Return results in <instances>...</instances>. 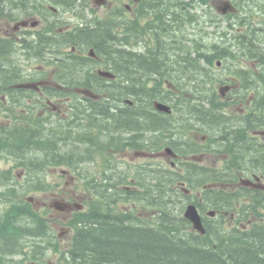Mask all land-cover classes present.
<instances>
[{
	"label": "trees",
	"instance_id": "1",
	"mask_svg": "<svg viewBox=\"0 0 264 264\" xmlns=\"http://www.w3.org/2000/svg\"><path fill=\"white\" fill-rule=\"evenodd\" d=\"M189 1L181 3L177 0L172 13L166 12L169 5L162 4L157 10L151 7L156 17L150 16L143 21L126 22L123 11L116 10L118 17L108 14L102 19L89 20L83 26L78 23L75 30L63 38H47L48 44H43L49 51L47 63L54 67L53 75L63 87H51L50 97L72 98V105L64 125L50 129L48 137L30 140L28 131L0 129V160L13 162L8 171L0 173V264H264V196H253L248 206V212L258 225L224 227L211 225V220L207 219L204 221L206 233L202 236L194 232L182 216L185 204L191 202L192 196L185 195L177 185L184 183L188 190L196 191L218 184L221 177L216 173L211 174L195 163H181L182 170L177 172L148 163L134 168L118 164L111 158L110 161L101 159L95 174L88 167L95 158L93 149L103 153L107 148L125 147L122 135L125 131L135 130L132 125H127V120L137 118L127 111L152 109L151 98L171 103L173 109L180 112L181 119L190 116L194 123L201 122L205 77L216 60L233 57L230 53L223 54L224 50L219 48L221 41L213 43L209 41V35L185 39L182 35L184 25L198 24L196 15L190 11L207 6V0ZM233 1L240 6L239 28L244 30L246 37L251 36L253 13L245 7L254 4L253 0ZM78 3L68 1L64 8L81 19L77 9L82 11L89 3ZM146 8L142 7L141 14ZM218 24L217 19L209 15L206 25L218 28ZM141 42H144L143 51L139 53L136 48ZM22 47L36 51L40 45L35 42L30 47L28 44ZM90 48L102 66L116 76L115 80L100 79L91 73L98 62L84 56ZM9 53L6 43H0V57ZM11 66L0 68V79L6 80L5 85L14 83L8 81L10 79H18ZM258 78L264 80V71L259 72ZM168 83L174 91H170ZM77 87L90 89L99 95V99L84 97L80 101L73 91ZM261 94L259 91L258 110L262 112L259 116L264 117ZM125 99L132 100L134 106L124 104ZM111 110L120 113L109 115ZM91 111L104 113L94 115ZM97 116L113 121L96 122ZM24 121L26 123V119ZM168 122L163 116L159 128L162 147L172 146L168 140L172 126ZM150 132L145 130V148L153 150L147 143L152 135ZM92 143L99 146H89ZM39 146L48 147L47 161H39L33 156ZM174 150L181 156H189L202 152L203 148L199 144L185 143ZM31 160L38 163H31ZM51 166L66 167L78 176V186L88 193L85 201L88 209L74 212L68 220L71 235L66 246H61L56 238L27 246L30 238H53L46 233L31 234L49 224L30 203L22 200L28 193L54 188L39 176L42 168ZM16 168L25 169L27 177H23V182L12 175ZM124 185L138 190L127 191L122 188ZM221 196L218 189L206 188L202 191V203L195 202L196 198L193 203L200 208L218 210ZM236 199L226 197V206H235ZM130 203L157 210L154 224L138 227L142 224L132 212L126 215L119 206ZM24 225L31 226L26 230ZM12 255H22V258L16 259Z\"/></svg>",
	"mask_w": 264,
	"mask_h": 264
},
{
	"label": "flooded vegetation",
	"instance_id": "2",
	"mask_svg": "<svg viewBox=\"0 0 264 264\" xmlns=\"http://www.w3.org/2000/svg\"><path fill=\"white\" fill-rule=\"evenodd\" d=\"M68 1L73 2V0H0V43L5 42L10 52L7 56L0 57V68H2L1 66L5 67L10 64L16 77H18L17 80H8L14 82L9 83V85L4 84L6 80L0 79L1 130L9 132L25 130L30 134L28 136L29 139L34 140L38 136L48 137L50 129L53 130L58 126L64 125L67 113H70L71 98H65V101L60 97H50L49 91L51 87L58 88V86L56 79L53 77L54 71L51 75L47 73L50 65L47 63L49 51L47 47H43V44H48L47 38H63L68 33L74 31L78 23L81 24L80 26H83L89 21L86 19L85 10L80 11L77 9L81 13V19H77L75 15V18L72 17L73 13L66 11L64 8ZM90 1L76 0L80 4H86ZM184 1L186 0H180L181 3H184ZM223 1L220 0L215 4L216 10ZM230 1L237 8V13L232 18L238 21L239 17L237 14L240 13V6H237L233 0ZM253 2L254 4L245 7L253 13L255 23L260 21L257 26L252 20L253 34L246 37L244 30L239 27L235 28L230 35L229 31L222 32L221 34L222 42L219 48L224 50L223 54L230 53L233 58L216 60L214 66L210 68L209 73L205 77L203 87L204 109L200 123H194L193 121L189 123V120H191L189 118L181 119L180 112L175 109H172V112L169 114L153 108L133 112L127 111L130 116L135 115L137 118L127 120V125H132L135 130L131 133L125 131V134L122 135L125 147L121 149L107 148L103 153L96 152L97 149H93L94 151L92 152L93 158L95 156L92 162H96L97 159L99 162L101 159L110 161L111 158L118 164H131L119 160L114 155L119 153L128 155L132 153L133 158L154 159L153 162L145 160L133 164L137 166L146 163L161 166L162 162L160 160L164 156L169 161L173 171L180 172L182 170L180 167L181 163H195L196 166L211 174L216 173L221 177V181L208 187H213L220 191L222 195L221 201L218 210L213 208L208 210L213 211L212 216H209L208 212L204 215L203 211L205 209L196 205L203 225H205L204 221L208 218V220H211V225H213V222L218 217L220 219L217 223L218 225H223L226 219H228L229 225H234V223L242 226L258 225L255 217L248 212V206L251 205L253 196H264V117L259 116L262 112L258 110L259 91L262 92L261 96L264 97V80L262 81L258 78L259 72L264 71V0H253ZM177 3V0H121V2L109 0V4L105 8L108 11L107 14L114 17H118L115 12L116 10L123 11V18L126 22L136 19H142L141 21H143L150 16L152 18L156 17V15L152 14L151 7L157 10L158 6L162 4L169 5L170 9H167L166 12L172 13ZM142 7L147 8L141 14ZM66 15L71 16L74 20H67L64 18ZM218 17L225 20L230 15L228 13L225 15L218 14ZM35 42L37 45H40V48L36 51L34 49L31 51L29 48L24 50L22 47L24 44H28L30 47ZM244 42L249 44L241 45ZM72 52L77 54L73 49ZM85 57L99 63L95 64V68L91 70V73H95L97 69H102L101 60L96 59L95 55L94 57H90L87 54ZM2 60L5 61L2 62ZM218 61L220 64L217 63ZM228 61H232L234 68L228 66L227 69ZM28 66H32V71L29 70ZM99 78L104 79L102 77ZM212 81L214 84L211 83ZM167 86L170 91H174L171 83H168ZM82 89L77 88L76 90L80 101H83L84 97L93 100L99 99V95L83 94ZM145 97V95L141 96L142 99H145ZM174 97L171 96L172 99H175ZM125 101L123 100V102ZM155 101L159 100L151 98L152 107ZM64 103H67L66 107ZM125 104L131 107L134 106L133 101L131 103L125 102ZM169 104L172 107V104ZM90 113L100 115L104 112L91 111ZM108 113L110 115L120 112L111 110ZM163 116L168 118V123L172 126V132L169 134L168 139L172 146L166 145L162 147L161 145L159 128ZM24 119H26V123ZM95 121L109 122L113 120H109L108 118L104 120V118L98 117ZM146 129L152 131L150 133H152L153 137L151 135L147 143L148 147L153 148V150L145 148ZM32 132H34V135ZM94 135L97 134L95 133ZM199 137L200 140H198ZM185 143L199 144L202 146L203 151L189 156H181L175 152L174 148ZM130 145L136 148H132ZM89 146L97 148L99 145L92 143ZM43 147L39 146L33 155L39 161L48 160V156H46L48 147ZM167 147L176 153L174 158L163 154L162 150ZM156 159L159 160L157 161ZM2 161L8 160L2 159ZM32 161L36 162V160H31V163H34ZM200 163L203 165H200ZM47 169L49 167L42 168V174L39 175L43 180L48 179ZM20 170V174L23 175L22 179L24 176L27 177L25 169L20 168ZM4 172L0 173L4 174ZM67 175L69 174L60 173V176L63 178ZM69 179L71 181L65 180L64 189L70 186L71 183L78 184V181H80L76 174H73V176L69 175ZM52 186L56 189L57 193L47 191L51 196V202L48 206L44 202L40 205L35 200L30 203L40 214L46 210V214L49 216L48 219L51 220V222H48L49 225L42 227L41 231H31V234L39 236L46 233V235L50 234L53 238L45 237L43 240L40 237L37 239L30 238L29 242L26 243L27 246H32L39 241L45 243L54 238L58 240V238L60 239L65 234L64 231H66V234H69L71 232L70 227H65L67 221L64 223L52 221L55 216L68 214L70 218L74 213L73 210L84 212L88 209V205L85 204L88 193L80 185L82 190L80 193L74 191L70 194L67 190H61L62 185H60L59 181L52 184ZM122 188L127 191L138 190L137 187L129 185H124ZM41 193L43 196L46 194L45 192ZM184 194L192 196V203L195 201V198V202L198 204L202 202V191L191 192L184 189ZM226 197H236L235 206L231 208L227 207ZM57 199L78 202L81 207L77 209L72 206L71 210L58 214L51 207ZM129 205L131 208L128 209L123 204V213L126 215L135 212L134 209L136 210L138 207V205L133 203ZM139 224L142 225H137L138 227L145 225L141 222ZM24 226L26 230H29V226L31 225ZM149 226L151 227V225ZM55 228L61 230L57 236L54 233ZM25 241H27V238H25ZM12 257L16 259L22 258V255H12Z\"/></svg>",
	"mask_w": 264,
	"mask_h": 264
},
{
	"label": "rangeland",
	"instance_id": "3",
	"mask_svg": "<svg viewBox=\"0 0 264 264\" xmlns=\"http://www.w3.org/2000/svg\"><path fill=\"white\" fill-rule=\"evenodd\" d=\"M220 1V0H207V2L205 4H207L206 7L203 6H198L197 10H193L190 11L191 14H195L198 20V24L194 25V26H190V25H184V31L182 33V35L185 37V39H193V38H198L200 39V37L204 38L205 36L209 35V41L213 42V43H217L219 44V42H222V39L220 38L222 32H230L229 35L232 33V31L235 30V28L239 27L237 25V20H235L234 18H232L231 16L228 17L227 19H221L218 17V13L216 12V3ZM222 1V0H221ZM241 2V0H239ZM189 0L184 1V3H189ZM85 13H86V19L87 20H92V19H102L105 17V15H107V9L105 7H95L93 4V0H91L88 4V6L84 9ZM209 15L212 16L213 18H216L217 21L219 22L218 24V28L215 27L214 25H206L208 24L209 21ZM231 15V14H230ZM64 18H66L69 21H73L74 19L71 16H64ZM264 19V18H263ZM232 24V26L234 27V24H236V26L234 27V30H227V27L229 24ZM253 23L256 24L257 26L259 25L260 21L255 23V21L253 20ZM253 24V25H254ZM207 41V40H206ZM208 43V41H207ZM144 45V42H141L140 46L138 47L137 51L141 52L143 51L142 46ZM188 45V44H187ZM94 66V65H93ZM228 66H231L234 68V65L231 61H228V65H227V69ZM29 70L32 71V66H28ZM53 72V67L49 66L47 73L49 75H51ZM71 91V90H70ZM72 99V98H71ZM63 100H65V98H63ZM66 101V100H65ZM65 107L67 105V103H64ZM178 116V114H176ZM191 119L189 120V123H191L192 118L190 116H185L184 119ZM198 140H200V137L198 138ZM114 157H117L119 160L123 161V162H128L131 164H125V165H131L132 167H137V165H133L134 163L137 162H142V161H151L153 162L154 159H142V158H133L132 157V153H129L128 155H123L121 153L114 155ZM157 161L159 159H156ZM162 162V165L164 168H169L170 163L168 160L165 159L164 156H162V159L160 160ZM199 163V162H198ZM12 160H8V161H2L0 160V172H4L9 170L12 167ZM99 164L100 162L98 161V159L96 160V162H91V165H89V170L92 173H96L99 170ZM152 165H154L153 163H150ZM200 165H203L202 163H200ZM211 165V164H209ZM212 166V165H211ZM219 168V166H217ZM64 169L66 170L65 167H56V166H51L49 167V169H47V174H48V179L47 181L50 182L51 184H55L59 181L60 185H62L61 190H67V192L70 194L71 192H76V193H80L82 190L81 188L78 186V184H70V186L68 187H63V185L65 184L66 181H71V179H69V175L73 176V174L70 172L69 175H67L65 178H63L62 176H60V170ZM13 176L18 175L16 178L21 182H23L24 180L22 179V174H20V168L17 169H13ZM66 180V181H65ZM56 188V186H55ZM46 194L45 196H43V194L41 192H37V193H28L27 195H25L27 198H31L33 197L34 200L39 203L40 205L44 202L46 204V206H48V204H50L51 202V196L50 194L47 193V191H44ZM48 192L50 193H57L56 189H52L49 190ZM195 194V193H193ZM180 195V194H179ZM24 196V197H25ZM182 197V195H180ZM24 199V198H22ZM184 200V198H182ZM33 200V201H34ZM203 200V199H202ZM202 203V202H200ZM32 209L36 212H38L35 207L33 205ZM121 208H123V204L119 205ZM124 206H126L128 209L131 208V206L129 204H124ZM205 210L203 211V214L206 215L207 211L210 210V208H204ZM135 212H132V214L139 219V221L143 224L146 225H153L154 221H153V217H154V213H157L158 211H156L155 209L152 208H147L144 206H140L138 205L137 209L135 210ZM52 213V212H51ZM48 216V215H47ZM49 217V216H48ZM69 216L68 214H60L55 216L54 220L52 221H56V222H60V223H64L68 220ZM217 218V217H215ZM209 219V218H208ZM220 221L219 217L213 222V224H217ZM234 225H239L238 223H234ZM52 226V225H51ZM224 227H229V221L228 219L225 220V222L223 223ZM247 226V225H245ZM64 229V228H63ZM54 230V228H53ZM61 232V230L59 228H55V236H57L59 233ZM69 239V236L66 234H63L61 236V238H58L59 243L61 244L62 242L64 244L67 243Z\"/></svg>",
	"mask_w": 264,
	"mask_h": 264
},
{
	"label": "water",
	"instance_id": "4",
	"mask_svg": "<svg viewBox=\"0 0 264 264\" xmlns=\"http://www.w3.org/2000/svg\"><path fill=\"white\" fill-rule=\"evenodd\" d=\"M106 2V0H95V4L97 6H102L104 5ZM234 8L231 5V3L229 1H223L221 3L220 6L217 7V11L223 15L227 14L228 12L233 11ZM90 56H94L93 51L90 50L89 52ZM97 75L99 77L105 78V79H110L113 80L115 78V75H113L111 72L106 71V70H97ZM84 94L87 95H93L88 91H82ZM126 103H131L129 100L125 101ZM154 107L156 110L164 112V113H171V109L168 105L160 103V102H155L154 103ZM164 154L171 156V157H175V154L173 153V151L170 148H166L164 151ZM30 201H32V199H29ZM74 207H76L77 209H79L81 207V205L78 204H73ZM52 207L60 212H64L66 210H71L72 206L68 203L65 202H61V201H56ZM209 215H213V212H210ZM183 217L188 220L192 226L193 229L197 232H199L201 235L205 234V229L203 227L202 224V220H201V216L198 212L197 207L194 204H189L186 206L184 213H183Z\"/></svg>",
	"mask_w": 264,
	"mask_h": 264
},
{
	"label": "bare ground",
	"instance_id": "5",
	"mask_svg": "<svg viewBox=\"0 0 264 264\" xmlns=\"http://www.w3.org/2000/svg\"><path fill=\"white\" fill-rule=\"evenodd\" d=\"M178 27V26H177Z\"/></svg>",
	"mask_w": 264,
	"mask_h": 264
}]
</instances>
